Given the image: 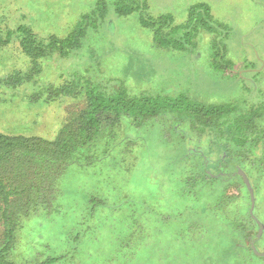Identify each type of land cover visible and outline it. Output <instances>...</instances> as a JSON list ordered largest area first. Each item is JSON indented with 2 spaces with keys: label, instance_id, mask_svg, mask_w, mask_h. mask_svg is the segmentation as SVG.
Masks as SVG:
<instances>
[{
  "label": "trees",
  "instance_id": "1",
  "mask_svg": "<svg viewBox=\"0 0 264 264\" xmlns=\"http://www.w3.org/2000/svg\"><path fill=\"white\" fill-rule=\"evenodd\" d=\"M112 1L119 15L148 8L147 0ZM105 4L98 0L65 37L43 40L20 26L23 52L36 67L53 53L68 57L82 47L88 28L104 22ZM141 24L158 47L174 50L184 49L200 28L213 35V68H235L226 50L217 49L218 27L205 4L192 7L182 25L170 14L143 16ZM31 77L16 74L2 82L16 86ZM45 91L47 103L83 95L86 105L52 140L0 132V264L22 263L14 259L18 238L31 221L37 230L27 234L44 250L23 249V264H264L253 249L264 235L257 243L245 186L255 198L264 186V108L172 92L132 93L124 82L80 78ZM148 128L162 136L159 158L143 151L138 133ZM142 162L148 174L140 172ZM72 166L107 175L72 188L63 185ZM231 187L238 195L228 194ZM94 222L99 233L90 229ZM90 244L93 249L84 248Z\"/></svg>",
  "mask_w": 264,
  "mask_h": 264
},
{
  "label": "rangeland",
  "instance_id": "2",
  "mask_svg": "<svg viewBox=\"0 0 264 264\" xmlns=\"http://www.w3.org/2000/svg\"><path fill=\"white\" fill-rule=\"evenodd\" d=\"M97 1L0 0V132L54 139L68 117H76L85 108L86 99L83 95L61 96L47 103L45 88L49 84L65 85L74 78L97 84L124 82L132 93L172 92L206 103H233L244 110L264 108V0H147L148 8H138L128 15H119L113 1L106 0L104 22L95 31L92 26L88 28L79 50L66 58L53 53L39 59L36 67L23 52L18 28L28 26L43 40L53 35L65 37L82 16L93 12ZM200 4L209 7L211 19L218 27L217 49L226 50V59L235 64L234 70L221 72L213 68V35L200 28L184 49L174 50L158 47L151 31L141 24L143 16L164 14L172 15L175 25L185 24L191 8ZM16 74L32 77L16 86L2 82ZM261 121L264 126V118ZM125 127L120 134H125ZM138 134L145 141L144 153L151 152L159 158L163 147L160 132L148 128ZM194 149L201 150L198 146ZM146 170L142 162L140 172L148 174ZM98 172L94 168L72 166L63 185L75 188L80 183L93 182L94 177L104 179L107 175L95 176ZM156 172L160 173L159 168ZM145 178L138 175L139 182L144 183ZM245 186L251 201V193ZM228 194L238 195L237 188L231 187ZM251 207L252 201L250 211ZM253 213L264 224V186L257 193ZM252 219L258 233L259 226ZM33 222L24 233L23 229L20 231L18 255L14 257L22 260L20 264H23V249L44 250L42 241L37 238L32 241L34 235L27 234L36 233ZM1 229L0 225V232ZM90 229L99 233L95 222ZM260 239L261 236L257 243ZM84 248L93 249V245ZM258 249L264 252V236Z\"/></svg>",
  "mask_w": 264,
  "mask_h": 264
},
{
  "label": "water",
  "instance_id": "3",
  "mask_svg": "<svg viewBox=\"0 0 264 264\" xmlns=\"http://www.w3.org/2000/svg\"><path fill=\"white\" fill-rule=\"evenodd\" d=\"M247 186L249 188V191L251 193V201H252V207H251V216L256 220L258 226H259V235L261 236V234L264 232V226L263 224L257 219V217L254 215L253 211H254V208H255V204H256V198H255V193H254V190L253 188L250 186L249 183H247ZM259 238V236L257 237ZM254 249V252L258 255V256H264V252H260L257 248V246H254L253 247Z\"/></svg>",
  "mask_w": 264,
  "mask_h": 264
},
{
  "label": "crops",
  "instance_id": "4",
  "mask_svg": "<svg viewBox=\"0 0 264 264\" xmlns=\"http://www.w3.org/2000/svg\"><path fill=\"white\" fill-rule=\"evenodd\" d=\"M263 235H264V232L261 234V238H262Z\"/></svg>",
  "mask_w": 264,
  "mask_h": 264
}]
</instances>
